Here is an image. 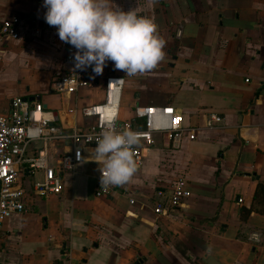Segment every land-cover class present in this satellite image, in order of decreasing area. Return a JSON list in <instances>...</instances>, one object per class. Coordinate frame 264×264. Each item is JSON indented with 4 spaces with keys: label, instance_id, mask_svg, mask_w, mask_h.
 I'll list each match as a JSON object with an SVG mask.
<instances>
[{
    "label": "crops",
    "instance_id": "0c3cea01",
    "mask_svg": "<svg viewBox=\"0 0 264 264\" xmlns=\"http://www.w3.org/2000/svg\"><path fill=\"white\" fill-rule=\"evenodd\" d=\"M113 8L153 20L166 41L155 69L126 80L120 119H131L138 104L171 105L195 138L174 146L167 134L155 133L153 144L140 141L137 172L108 197L94 195L100 165L92 147H83L82 161L64 173L58 195H36L32 183L41 173L25 171V210L3 223L0 262L264 264V203L254 199L264 184V0H113ZM46 11L43 0H0V22L25 17L0 70L13 65L46 75L42 88L26 86L13 96H34L63 125H82L80 109L102 98L106 76L122 71L108 61L101 75L91 68L93 88L49 91V81L75 62L65 60V43L46 23ZM209 113L220 122L208 127ZM67 148L56 147L54 157ZM180 177L190 196L175 209L166 204L164 215L153 213L152 202L167 203Z\"/></svg>",
    "mask_w": 264,
    "mask_h": 264
},
{
    "label": "built area",
    "instance_id": "2783aa9c",
    "mask_svg": "<svg viewBox=\"0 0 264 264\" xmlns=\"http://www.w3.org/2000/svg\"><path fill=\"white\" fill-rule=\"evenodd\" d=\"M25 17L16 14L6 17L0 22V64L3 54L10 41L19 39ZM181 28L175 32L180 36ZM77 50L65 43L64 58L74 62ZM91 67L86 70L70 69L53 77L48 83V90L57 94L72 95L79 91L91 89L96 83L91 75ZM127 76L110 74L102 83V98L84 105L80 109L85 122L82 125L67 127L60 123L58 117L50 109H45L43 103L30 95H15L8 103L5 113L0 114V238L3 223L15 213L25 210L26 188L21 178L28 174L41 173L40 179H34L32 190L36 195H58L61 193L66 171H73L83 159V147L97 146V139L107 122L113 121L117 131L130 130L138 134L139 142L154 143L155 133H165L174 146H178L184 137L195 138L193 129L182 127L180 117L171 105L138 104L132 108L133 116L129 120L119 117V107ZM246 81L249 79L246 78ZM111 85V86H110ZM221 117L209 113L207 126L219 123ZM139 121L143 127H139ZM39 143V146L33 144ZM67 145L61 155L54 157L56 147ZM137 166L143 161V148L139 143L132 148ZM101 172L96 178L94 195L108 197L123 186L101 187ZM128 190L123 189L122 193ZM191 191L187 181L180 177L171 185V194L167 203L152 202V211L156 215L166 214L165 205L175 209L189 197ZM130 202L135 203L134 199ZM141 207L145 205L141 204ZM257 239V234L252 235ZM0 264H2L0 262Z\"/></svg>",
    "mask_w": 264,
    "mask_h": 264
},
{
    "label": "clouds",
    "instance_id": "9594fccd",
    "mask_svg": "<svg viewBox=\"0 0 264 264\" xmlns=\"http://www.w3.org/2000/svg\"><path fill=\"white\" fill-rule=\"evenodd\" d=\"M44 19L60 40L73 46L75 68L101 75L108 61L127 76L144 74L164 58L166 41L157 25L134 11L113 8V0H43ZM111 86V85H110ZM91 159L99 165L101 187L123 186L137 172L132 151L137 133L117 131L113 121L102 129Z\"/></svg>",
    "mask_w": 264,
    "mask_h": 264
},
{
    "label": "rangeland",
    "instance_id": "374dc122",
    "mask_svg": "<svg viewBox=\"0 0 264 264\" xmlns=\"http://www.w3.org/2000/svg\"><path fill=\"white\" fill-rule=\"evenodd\" d=\"M45 77L43 73H33L32 68L24 69L13 65L3 66L0 70V112L3 111L14 94H21L22 91H26V86L30 89L37 86L42 88L45 85Z\"/></svg>",
    "mask_w": 264,
    "mask_h": 264
},
{
    "label": "trees",
    "instance_id": "16d2710c",
    "mask_svg": "<svg viewBox=\"0 0 264 264\" xmlns=\"http://www.w3.org/2000/svg\"><path fill=\"white\" fill-rule=\"evenodd\" d=\"M138 126L141 128V127H143V122L142 121H139V123H138ZM259 191H261V192H264V184H260V185H258V187H257V189H256V193H255V195H254V199L256 200V202H260V204L261 205H263V203H264V199H259V197H258V193H259Z\"/></svg>",
    "mask_w": 264,
    "mask_h": 264
},
{
    "label": "water",
    "instance_id": "95a60500",
    "mask_svg": "<svg viewBox=\"0 0 264 264\" xmlns=\"http://www.w3.org/2000/svg\"><path fill=\"white\" fill-rule=\"evenodd\" d=\"M30 98H33V97H30ZM44 108H46V105H43ZM136 264H139V263H136Z\"/></svg>",
    "mask_w": 264,
    "mask_h": 264
}]
</instances>
